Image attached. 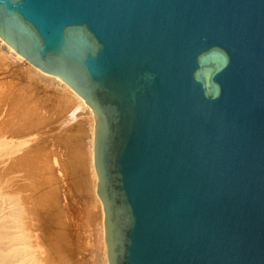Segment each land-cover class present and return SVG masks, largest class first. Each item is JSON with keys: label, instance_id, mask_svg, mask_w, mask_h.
<instances>
[{"label": "water", "instance_id": "obj_1", "mask_svg": "<svg viewBox=\"0 0 264 264\" xmlns=\"http://www.w3.org/2000/svg\"><path fill=\"white\" fill-rule=\"evenodd\" d=\"M0 38L95 118L108 264H264V0H0Z\"/></svg>", "mask_w": 264, "mask_h": 264}, {"label": "bare ground", "instance_id": "obj_2", "mask_svg": "<svg viewBox=\"0 0 264 264\" xmlns=\"http://www.w3.org/2000/svg\"><path fill=\"white\" fill-rule=\"evenodd\" d=\"M7 59L14 66L24 64L23 70L26 65L28 78L35 82L12 95L5 102L9 112L0 116V264L62 263V248L69 247L68 237H79L80 226L93 232L95 247L104 252L93 264H108L105 236L99 230H104L103 207L95 191V118L59 78L32 68L0 38V65L8 66ZM48 114L58 119L53 122L55 116L49 119ZM14 147L18 149L10 152ZM63 183L65 206L60 202ZM69 250L74 252L71 246Z\"/></svg>", "mask_w": 264, "mask_h": 264}, {"label": "rangeland", "instance_id": "obj_3", "mask_svg": "<svg viewBox=\"0 0 264 264\" xmlns=\"http://www.w3.org/2000/svg\"><path fill=\"white\" fill-rule=\"evenodd\" d=\"M8 61L6 62V63H8V66H5V67H3V66H1L0 65V109H3V110H1L2 112H0V116L1 115H3V113H4V115L6 114L5 112H9V109H10V105L8 106V104H9V99H11V98H13L16 94H18V92L20 93L21 92V90L20 89H22V91H23V89H25V87H26V89H29V87L31 88V87H33L32 86V83H34L35 81H34V79H32V77H29V78H31V79H29L28 78V76L29 75H27L26 74V72H25V69H27V67H26V65H25V69L23 70V66L22 65H24V64H18L17 66L21 69L20 71H18L17 69V66H16V68L17 69H14V65L12 64V63H10L9 62V59H7ZM11 61V60H10ZM9 64H12V68H10V65ZM15 64V63H14ZM7 65V64H6ZM20 65V66H19ZM2 67V68H1ZM9 67V68H8ZM8 68V69H7ZM18 72H16V71ZM22 72V73H21ZM25 72V73H24ZM21 74H22V76H21ZM12 75V76H11ZM8 76V77H7ZM27 76V77H26ZM24 78V79H23ZM20 79V80H19ZM25 82H24V81ZM32 80H33V82H32ZM32 82V83H31ZM20 85V86H19ZM8 86V87H7ZM52 86V85H51ZM7 87V88H6ZM12 88V89H11ZM14 88V89H13ZM6 89V90H5ZM19 89V90H18ZM3 91V92H2ZM18 91V92H17ZM14 92H15V94H14ZM8 93V94H7ZM41 94V93H40ZM13 95V97H11ZM11 97V98H10ZM3 98H6V99H4L3 100ZM6 100V101H5ZM8 100V101H7ZM2 102V103H1ZM5 102H7V103H5ZM4 103V104H3ZM5 104H6V106L7 107H5ZM5 109H7L8 111H6ZM3 115V116H4ZM47 115V114H46ZM50 114H48V116H49ZM51 115H53V114H51ZM55 116V117H54ZM47 117V116H46ZM50 117L51 116H49V117H47V118H49L50 119ZM54 117V118H53ZM53 117H51V118H53L52 120H53V122H55L58 118V116L57 115H53ZM56 118V119H55ZM7 119V118H6ZM55 119V120H54ZM48 120V119H47ZM48 121H51V120H48ZM54 125H55V127L57 126L55 123H54ZM53 125V126H54ZM74 124L73 123H71L70 124V126L68 127H65L64 129H66V130H68V128H70V127H72ZM64 129H62L63 130V132L64 131H66V130H64ZM58 131V130H57ZM60 132H62V131H60ZM62 132V133H63ZM71 133H74V132H71ZM59 134V133H58ZM32 139V138H31ZM30 139V140H31ZM62 141V140H61ZM30 142V141H29ZM33 144H34V141L32 142ZM31 142H30V144L31 145H33ZM29 144V143H28ZM27 144V145H28ZM27 145H26V147H27ZM31 145H29V146H31ZM18 147H20V146H18ZM18 147H16L17 149H18ZM15 148V147H14ZM14 148H12L13 150H9L10 152H13L14 150H17L16 148L14 149ZM64 152V151H63ZM3 153V152H2ZM63 158H65L64 156H62ZM62 158V159H63ZM55 168V167H54ZM61 174V173H60ZM59 176V175H58ZM57 176V177H58ZM61 177V176H60ZM61 186H62V184H60ZM63 188L61 189V193H62V198H60V199H62L64 202H62V200L60 201L61 203H63L62 205H66L67 203H68V201H67V198H65V197H67L65 194L66 193H64V192H66V184L64 185V183H63V186H62ZM60 196V197H61ZM66 202V203H65ZM79 226H80V223L78 224ZM101 232L103 231V236H104V230H101V228L99 229ZM79 232V237L77 238L76 236H71V237H68V239L69 240H71V241H68L67 240V243H69V244H67L68 246V248L67 249H65L64 247L62 248V253L64 254V255H62L63 256V258L64 259H62L61 260V262L63 263V264H93V262L95 261L96 262V260L98 259V256H103V251L102 252H98V250H97V248L95 247V241H94V236L92 235L93 234V232H91V231H89V232H87V230H85L84 231V228L82 229V231H81V226H80V230L78 231ZM82 232V233H81ZM85 232V233H84ZM85 234V235H84ZM90 238V240L89 239H87V236ZM86 236V237H85ZM75 238H77V239H75ZM83 238V239H82ZM80 239V241L81 240H83L82 242H80V241H78ZM77 240V244L75 243V241ZM87 242H86V241ZM72 244H71V243ZM81 244H80V243ZM84 242V243H83ZM87 243V244H86ZM79 244V245H78ZM81 245H83L82 247H80ZM87 247V250L86 251H83L84 250V248H86L85 246ZM70 246H71V250H74V252L73 251H71V252H73L72 254L70 253ZM73 248V249H72ZM77 249V250H76ZM68 250V251H67ZM70 253V254H69ZM75 253V254H74ZM80 253V254H79ZM83 253H85V255H83ZM76 254H78V255H76ZM83 256H82V255ZM53 255V254H52ZM68 255V256H67ZM71 255H73L72 257L73 258H71ZM65 257H68V262H67V259L65 260ZM79 257H81V259L79 258ZM84 262H83V261ZM79 261H81V262H79ZM62 263H59V264H62ZM58 264V263H57ZM95 264H98V262L97 263H95Z\"/></svg>", "mask_w": 264, "mask_h": 264}]
</instances>
